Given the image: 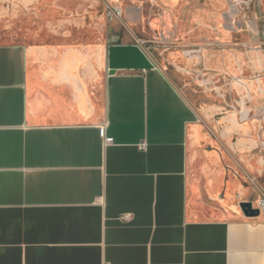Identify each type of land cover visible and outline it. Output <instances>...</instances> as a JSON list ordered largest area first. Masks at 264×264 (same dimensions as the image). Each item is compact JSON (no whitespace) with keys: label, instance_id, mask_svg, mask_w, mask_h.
Returning a JSON list of instances; mask_svg holds the SVG:
<instances>
[{"label":"crops","instance_id":"0c3cea01","mask_svg":"<svg viewBox=\"0 0 264 264\" xmlns=\"http://www.w3.org/2000/svg\"><path fill=\"white\" fill-rule=\"evenodd\" d=\"M109 1L0 0V264H264L258 125L159 65L109 74ZM196 45L235 84L236 49Z\"/></svg>","mask_w":264,"mask_h":264},{"label":"rangeland","instance_id":"374dc122","mask_svg":"<svg viewBox=\"0 0 264 264\" xmlns=\"http://www.w3.org/2000/svg\"><path fill=\"white\" fill-rule=\"evenodd\" d=\"M47 1L48 0H46V2ZM194 1L196 0H115L108 2L109 7L117 6L126 10V18H119L116 16L111 18L108 16V8H104L103 11L108 18L110 40L117 42L123 41L122 43L143 40V46L149 55L157 61L158 65L163 68L191 97H198L199 94H206L204 89L198 86V75L182 73L178 71L175 66L169 65L167 62L172 51H178L176 49L182 46L185 42L183 37L175 35L174 33H167L162 26V23L168 22L171 26L175 27L177 23L182 21L185 12L191 9L190 6L193 5ZM260 2L261 0H252L248 4L250 7L244 6L243 3L238 1L236 2L243 18L240 23L245 24L247 21H250L253 24H257L258 27V22H260L262 18L258 17L260 14L257 10L264 12V9L261 10L259 7ZM205 10L209 11V8H206ZM40 11H48L46 3L44 5L42 4ZM155 20L158 22L157 25H155ZM187 21H189V17L186 19L184 18V22L187 23ZM208 35L209 33H207L206 36ZM197 36L194 35V42L196 43L199 42ZM16 37L17 36H14L13 39H16ZM3 38L4 40H12L9 35H3ZM83 38L82 35L76 33L70 38L61 39L59 41L62 43H77L82 42L84 40ZM231 41L232 40L227 39L225 35L223 37L221 34H216L213 39V42L216 43H229ZM236 43H239V45L243 44L242 47H246L245 45L256 46L262 43L264 44V34H259L256 38L252 39L242 37V40ZM239 58L241 59L243 57L239 56ZM176 63L177 65H180V62L177 61ZM261 71L263 72L264 70L249 69L250 73L247 75L251 82H253V84L255 83V86L252 90L245 89L244 92H241L238 89L237 80V78L244 75V72L232 76L231 82H234L235 84L232 83L230 87L228 82L225 96L226 98L229 96L231 103L237 107L240 120L245 118L247 121L256 122L258 125L257 132L254 133H257L261 141L259 142L256 152L264 156V72L262 73ZM200 97V99L204 100L203 96ZM244 105L245 109L247 108V111H244ZM246 114L248 115L247 118Z\"/></svg>","mask_w":264,"mask_h":264},{"label":"flooded vegetation","instance_id":"af4514ba","mask_svg":"<svg viewBox=\"0 0 264 264\" xmlns=\"http://www.w3.org/2000/svg\"><path fill=\"white\" fill-rule=\"evenodd\" d=\"M237 1L243 3L244 6L250 7L248 4L252 0H196L190 6L191 9L185 12L182 21L177 23L175 27L171 26L168 22L162 23L167 33L182 36L185 41L182 46L176 49L178 51H172L170 58L167 59L168 64L175 66L182 73L198 75V81L200 80L205 84L203 86L208 88L207 93L211 96L213 94L216 96L226 94L228 80L224 77L222 78L221 76L223 75H220L218 71L211 72L204 69V54H202L201 50L204 47H199L196 44L230 45L236 49V59L239 60L237 61L238 72L249 74V69L264 70L263 43L256 46L245 45L246 47H242L243 44L239 45V43H236L241 41L242 37L252 39L256 38L259 34H264V12L257 10L260 14L258 17L262 18L258 22V27L257 24H253L250 21H247L245 24L240 23L243 18L236 4ZM259 7L261 10L264 9V0H261ZM206 8H209V11H206ZM121 10L119 18H126L127 11ZM187 17H189V21L185 23L184 18L186 19ZM154 22L157 25L158 22L156 20ZM0 32L3 33L4 31ZM207 33H209L208 36H206ZM216 34H221L223 37L225 35L227 39L232 41L229 43L213 42ZM194 35H198L197 40L199 39V42H194ZM115 43L121 42L116 41ZM239 56L243 58L240 59ZM177 61L180 62V65H177Z\"/></svg>","mask_w":264,"mask_h":264},{"label":"water","instance_id":"95a60500","mask_svg":"<svg viewBox=\"0 0 264 264\" xmlns=\"http://www.w3.org/2000/svg\"><path fill=\"white\" fill-rule=\"evenodd\" d=\"M109 74L118 70H149L158 67V63L146 51L140 40L134 43H111L107 48ZM242 213L248 217L260 215V210L251 201L239 204Z\"/></svg>","mask_w":264,"mask_h":264},{"label":"built area","instance_id":"2783aa9c","mask_svg":"<svg viewBox=\"0 0 264 264\" xmlns=\"http://www.w3.org/2000/svg\"><path fill=\"white\" fill-rule=\"evenodd\" d=\"M121 8L117 6L108 7V16L113 18L114 16L119 17L121 15ZM141 43L144 44V41L141 40ZM98 130L100 137L102 139V142L104 145L112 144L114 142V138L108 134V122L107 120L102 121L100 124H98ZM143 147H146V144H142ZM260 212H264V196L258 201L256 206ZM126 219L130 218V215H125Z\"/></svg>","mask_w":264,"mask_h":264}]
</instances>
